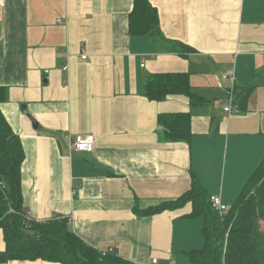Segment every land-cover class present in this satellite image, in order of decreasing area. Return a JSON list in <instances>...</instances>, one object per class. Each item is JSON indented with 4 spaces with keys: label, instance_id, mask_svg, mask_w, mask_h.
Returning a JSON list of instances; mask_svg holds the SVG:
<instances>
[{
    "label": "crops",
    "instance_id": "0c3cea01",
    "mask_svg": "<svg viewBox=\"0 0 264 264\" xmlns=\"http://www.w3.org/2000/svg\"><path fill=\"white\" fill-rule=\"evenodd\" d=\"M4 2L0 111L23 148L26 216L38 223L63 217L85 244L134 264H191L185 253L204 247L206 221L190 217V203L153 216L133 209L176 201L194 178L225 207L233 201L230 208L262 162L264 143L246 146L262 144L260 130L232 131L223 113L222 77L234 76L239 96L264 79V0H148L159 18L157 40L133 18L135 0ZM171 75L188 79L204 99L199 108L180 94L145 97L148 80ZM189 113L188 142L162 139L159 116ZM78 136L94 138L92 153H71Z\"/></svg>",
    "mask_w": 264,
    "mask_h": 264
},
{
    "label": "trees",
    "instance_id": "16d2710c",
    "mask_svg": "<svg viewBox=\"0 0 264 264\" xmlns=\"http://www.w3.org/2000/svg\"><path fill=\"white\" fill-rule=\"evenodd\" d=\"M134 19L143 33L157 40L161 36L159 18L148 0H135ZM185 53L188 47H182ZM145 97L162 101L171 94L188 97L192 108H199L204 99L193 91L183 75H171L148 80ZM252 86L246 94L235 99L238 112L247 111L246 104ZM236 95V94H235ZM7 99L0 87V105ZM191 114L159 116L162 139L168 142H188L191 137ZM20 139L0 111V229L6 250L0 253V263L13 260L42 259L60 264H134L115 253L97 251L72 232L68 220L57 217L53 221H31L23 209L21 193V165L23 148ZM191 188L176 201H166L146 211L134 207L137 217L153 216L174 211L190 203V217L204 218L205 245L201 250L189 251L185 256L191 264H264V158L247 181L243 191L225 215L211 206L210 196L197 178ZM248 191V192H247ZM210 208L213 212L209 211ZM210 216V218H208Z\"/></svg>",
    "mask_w": 264,
    "mask_h": 264
},
{
    "label": "rangeland",
    "instance_id": "374dc122",
    "mask_svg": "<svg viewBox=\"0 0 264 264\" xmlns=\"http://www.w3.org/2000/svg\"><path fill=\"white\" fill-rule=\"evenodd\" d=\"M238 93H239V91H237L236 87L234 86L233 93H231L234 96V99L238 98V96H239ZM224 101H226V98ZM225 104H226V102L224 103V105ZM215 108H217V109L220 108L219 102L216 103ZM228 117L230 118V121L232 119V121H231L232 122V131H235V132L239 131L241 133H245V132L250 133V132H254L256 130H260L259 133H261V135L264 136V79H262L260 84L257 87H255L253 89V91L251 92V94L248 98V102H247V112L242 113V114L240 112L233 113ZM260 140L262 141V144H259L258 142H255V140L252 139V141L249 142L248 144H246V146L251 147L252 150H255V149L260 150V148L261 149L263 148L264 138L261 137ZM240 141H241V139H240ZM230 142H232V141H230ZM241 165L242 164L240 163L239 168H241ZM231 166H232V163H228L226 171H225V179H226L225 186L226 187H228L227 180H228V174H229ZM224 168H225V165H223V163H222L220 166V177L224 174V170H225ZM245 176H246V174H245ZM191 191H192V193H196L197 189L193 188ZM232 202L229 203V205L227 207L231 206ZM209 211L213 212V210L211 208ZM208 218H210V216ZM261 223H262L261 228L263 231L264 230V223H263V221ZM179 261H181L180 258L177 259V264H179Z\"/></svg>",
    "mask_w": 264,
    "mask_h": 264
},
{
    "label": "built area",
    "instance_id": "2783aa9c",
    "mask_svg": "<svg viewBox=\"0 0 264 264\" xmlns=\"http://www.w3.org/2000/svg\"><path fill=\"white\" fill-rule=\"evenodd\" d=\"M5 5L4 0H0V9H2ZM85 56H82L81 59H85ZM63 72L68 71V65H63ZM223 82H225L228 85L227 89V97H226V104L223 107V113L225 115H231L233 113L238 112V108H236L235 99L234 96L231 94L233 93V88L235 86V80L233 75H224L222 77ZM95 141L92 136H86L81 137L78 136L70 141L71 146V153H92L94 150ZM210 202L212 208L219 214V215H225L228 211V208L225 207V205L222 204L221 198L219 196H211ZM112 251L102 252L110 253ZM153 263H156V260H153Z\"/></svg>",
    "mask_w": 264,
    "mask_h": 264
},
{
    "label": "water",
    "instance_id": "95a60500",
    "mask_svg": "<svg viewBox=\"0 0 264 264\" xmlns=\"http://www.w3.org/2000/svg\"><path fill=\"white\" fill-rule=\"evenodd\" d=\"M32 121V120H31ZM32 123H33V128L35 129V128H37V124L35 123V121H32Z\"/></svg>",
    "mask_w": 264,
    "mask_h": 264
}]
</instances>
